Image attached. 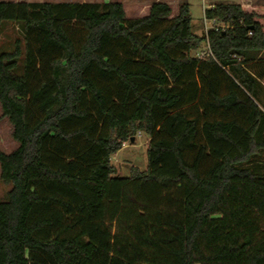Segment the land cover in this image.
Returning a JSON list of instances; mask_svg holds the SVG:
<instances>
[{
	"label": "trees",
	"instance_id": "trees-1",
	"mask_svg": "<svg viewBox=\"0 0 264 264\" xmlns=\"http://www.w3.org/2000/svg\"><path fill=\"white\" fill-rule=\"evenodd\" d=\"M204 17L224 28L195 35L187 3L0 1L24 33L0 52V264H264V5ZM137 133L147 169L114 176Z\"/></svg>",
	"mask_w": 264,
	"mask_h": 264
},
{
	"label": "rangeland",
	"instance_id": "rangeland-1",
	"mask_svg": "<svg viewBox=\"0 0 264 264\" xmlns=\"http://www.w3.org/2000/svg\"><path fill=\"white\" fill-rule=\"evenodd\" d=\"M5 2H26V3H109L117 2L123 7L125 20H132L143 17L148 14L151 4L154 2H163L170 6L171 17H175L178 8L183 3L189 5L191 16V29L197 36L205 35L203 10L201 0H0ZM217 3H229L238 5H264V0H214L211 5ZM208 28L210 24L207 25ZM23 29L20 24L2 22L0 25V52H12L15 48V42L19 41L20 47H23ZM207 51L206 42L202 43L200 48L191 52V56L200 57ZM23 55L18 60V69L14 72L16 75L22 74ZM259 107L264 110V97L258 103ZM147 143L148 136L144 133H137L133 143L127 142L110 159L112 166L115 168L116 177L127 178L131 175L132 169L145 171L147 169ZM17 147L12 138V126L8 120L2 116L0 110V151L8 154ZM260 165L264 166V151L254 159ZM10 186L0 180V202L5 200Z\"/></svg>",
	"mask_w": 264,
	"mask_h": 264
},
{
	"label": "built area",
	"instance_id": "built-area-1",
	"mask_svg": "<svg viewBox=\"0 0 264 264\" xmlns=\"http://www.w3.org/2000/svg\"><path fill=\"white\" fill-rule=\"evenodd\" d=\"M214 0H201V5H202V10H203V15L205 13L206 10H209L213 7V5H211V2ZM203 21H204V30L206 31L205 34L211 30L214 29L215 31L218 30V28H224V26L222 25H216L214 23V21H208L205 17H203ZM208 24H210V27L208 28Z\"/></svg>",
	"mask_w": 264,
	"mask_h": 264
},
{
	"label": "water",
	"instance_id": "water-1",
	"mask_svg": "<svg viewBox=\"0 0 264 264\" xmlns=\"http://www.w3.org/2000/svg\"><path fill=\"white\" fill-rule=\"evenodd\" d=\"M133 141H134V138H131L129 142H130V143H133Z\"/></svg>",
	"mask_w": 264,
	"mask_h": 264
}]
</instances>
